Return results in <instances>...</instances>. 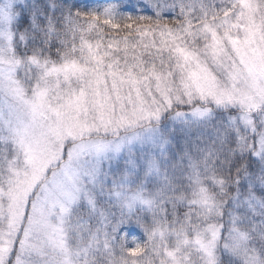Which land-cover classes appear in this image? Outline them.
<instances>
[{
  "label": "snow or ice",
  "instance_id": "6c2138e0",
  "mask_svg": "<svg viewBox=\"0 0 264 264\" xmlns=\"http://www.w3.org/2000/svg\"><path fill=\"white\" fill-rule=\"evenodd\" d=\"M0 264H264V0H0Z\"/></svg>",
  "mask_w": 264,
  "mask_h": 264
},
{
  "label": "trees",
  "instance_id": "16d2710c",
  "mask_svg": "<svg viewBox=\"0 0 264 264\" xmlns=\"http://www.w3.org/2000/svg\"><path fill=\"white\" fill-rule=\"evenodd\" d=\"M85 2L91 3V2H92V0H85Z\"/></svg>",
  "mask_w": 264,
  "mask_h": 264
}]
</instances>
